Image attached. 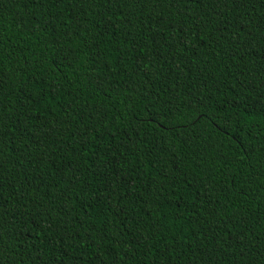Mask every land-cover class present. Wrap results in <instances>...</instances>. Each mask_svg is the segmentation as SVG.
I'll list each match as a JSON object with an SVG mask.
<instances>
[{"label":"trees","instance_id":"1","mask_svg":"<svg viewBox=\"0 0 264 264\" xmlns=\"http://www.w3.org/2000/svg\"><path fill=\"white\" fill-rule=\"evenodd\" d=\"M0 264H264V0H0Z\"/></svg>","mask_w":264,"mask_h":264}]
</instances>
